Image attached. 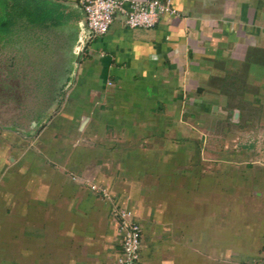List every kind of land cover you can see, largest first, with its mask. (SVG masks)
I'll return each instance as SVG.
<instances>
[{"label": "crops", "instance_id": "0c3cea01", "mask_svg": "<svg viewBox=\"0 0 264 264\" xmlns=\"http://www.w3.org/2000/svg\"><path fill=\"white\" fill-rule=\"evenodd\" d=\"M170 3L154 27L117 15L95 36L79 0L7 2L22 9L0 15L4 84L63 105L32 142L43 157L26 161L24 184L0 177V264H117L116 220L88 180L137 216L140 264H264V165L226 174L218 159L210 170L204 135L182 120L217 110L197 97L215 54L263 45L264 0Z\"/></svg>", "mask_w": 264, "mask_h": 264}, {"label": "rangeland", "instance_id": "374dc122", "mask_svg": "<svg viewBox=\"0 0 264 264\" xmlns=\"http://www.w3.org/2000/svg\"><path fill=\"white\" fill-rule=\"evenodd\" d=\"M8 1L10 2V0H1L6 3V6L4 4L0 6V15H12L15 10L21 11L22 6L19 4L17 7L9 6ZM20 15L19 19H22ZM17 24L19 28L26 26L24 17ZM52 39H50V58L56 61L59 57L53 42L57 38ZM262 44L261 46L253 44V47L246 49L236 47L225 51L222 55L215 54L214 59L209 63L213 67L209 71V81L204 84V92L202 91L197 97L209 100L211 105L217 106V110L212 112L209 108V112L205 114L187 109L195 115L192 118H182L197 128L195 138L199 139L204 135L208 150L203 151V155L209 162L210 170H213L211 163L218 159L226 161V174L235 172L250 174L253 172V166L264 165V42ZM9 56L7 48L2 49L0 53V133L4 149L0 151L2 158L0 177H4L5 180L9 174H15L17 175L15 184L21 186L24 184V175L29 173L26 167L28 165H25L26 161L43 157V151L39 145L32 144L33 140L38 142L42 140L43 136L40 138L39 134L42 125L57 115L63 103L26 101L25 98L32 96L22 92L11 96L12 88L4 84L3 78L9 73L8 69L4 68V64H7V67L9 65ZM61 78L63 79L64 75ZM40 89V86L33 88L35 92ZM33 97L39 96L35 94ZM183 111L185 113V110ZM10 126L15 129L14 134L9 132ZM10 136L17 137L16 143L14 138L10 139L12 143H9ZM184 141H186L184 136L177 139V142ZM9 158H12V161ZM4 180L1 186L6 189L8 186L5 187Z\"/></svg>", "mask_w": 264, "mask_h": 264}, {"label": "built area", "instance_id": "2783aa9c", "mask_svg": "<svg viewBox=\"0 0 264 264\" xmlns=\"http://www.w3.org/2000/svg\"><path fill=\"white\" fill-rule=\"evenodd\" d=\"M79 3L87 27L95 36L107 33L117 15L124 18V24L129 28L147 29L154 27L161 16L175 13L170 0H79ZM72 178L80 180L79 176ZM86 182L91 191L110 204L116 220L121 241V253L116 263L140 264L141 225L137 216L131 209L118 206L106 188L89 180Z\"/></svg>", "mask_w": 264, "mask_h": 264}, {"label": "trees", "instance_id": "16d2710c", "mask_svg": "<svg viewBox=\"0 0 264 264\" xmlns=\"http://www.w3.org/2000/svg\"><path fill=\"white\" fill-rule=\"evenodd\" d=\"M2 26H4V23L2 24Z\"/></svg>", "mask_w": 264, "mask_h": 264}]
</instances>
